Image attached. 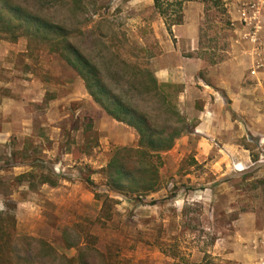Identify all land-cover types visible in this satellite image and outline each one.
Segmentation results:
<instances>
[{"label": "rangeland", "instance_id": "374dc122", "mask_svg": "<svg viewBox=\"0 0 264 264\" xmlns=\"http://www.w3.org/2000/svg\"><path fill=\"white\" fill-rule=\"evenodd\" d=\"M77 1L81 22L91 19L116 52L153 71L165 27L152 0ZM190 1L204 5L197 49L180 53L204 68L188 85L159 82L171 85L189 129L161 157L160 189L145 196L105 187L110 157L136 147L135 132L110 120L57 55L0 37V211L13 209L17 235L73 258L76 249L62 242L72 227L71 241L91 235L124 264H172L175 255L192 264H255L264 252V144L257 135L264 131V84L242 80L245 92L237 93L232 78L234 64H264V53L246 52H253V29L232 1ZM260 25L262 48L264 13ZM44 177L57 185H41ZM96 192L116 204L103 207Z\"/></svg>", "mask_w": 264, "mask_h": 264}, {"label": "trees", "instance_id": "16d2710c", "mask_svg": "<svg viewBox=\"0 0 264 264\" xmlns=\"http://www.w3.org/2000/svg\"><path fill=\"white\" fill-rule=\"evenodd\" d=\"M77 0H0V37L11 43L24 38L31 46L55 54L82 81L86 93L103 113L132 129L136 147H120L106 165V190L120 195L145 196L160 189L159 165L164 153L189 129L177 107L171 85L161 84L152 71L125 59L77 14ZM186 0H153V8L171 34L173 26L183 22ZM205 2V0H204ZM253 163L259 154L251 146ZM25 175L18 178L22 180ZM40 184L55 187L44 177ZM104 195V194H103ZM103 198L116 204L109 196ZM10 207L0 211V264H124L114 260L107 248L91 235L71 241L72 227L62 231L66 249L75 248L69 258L50 243L32 236H19ZM172 264H192L173 256Z\"/></svg>", "mask_w": 264, "mask_h": 264}, {"label": "crops", "instance_id": "0c3cea01", "mask_svg": "<svg viewBox=\"0 0 264 264\" xmlns=\"http://www.w3.org/2000/svg\"><path fill=\"white\" fill-rule=\"evenodd\" d=\"M230 1H232L231 5H234L233 6L235 8L234 10L236 11L237 9L238 18L240 20L239 10L241 9L242 3L255 1V0H230ZM203 7H204L203 3L199 1L185 2L183 6V22L180 25L173 26L171 29V34L168 33L163 22L165 30L163 29L161 31L160 29V34H161L160 37L162 38L161 43H163L162 52L159 53L158 56L154 57V59L151 62L152 70H153L152 73L154 74L158 82L183 83L185 85H188L194 82L195 78L198 76V73L204 68V64L202 61L198 59L184 58L180 53V47L182 46H185V49L187 51H194L197 49L198 26L200 20L202 19ZM260 33L261 32L256 33V36H259ZM246 52L249 54V56L255 55L254 52H252L251 50ZM256 65L257 62H254V59L251 62L247 61L243 63L242 66L243 68H241V70H238L234 64L233 71L234 70L236 71L233 72L232 78H234L237 84L236 86H238L237 88L238 91L236 90L237 93L239 91L242 93L245 92V89L241 87L242 80L255 82L256 88H258V85L261 86L262 84H264V64L261 63L262 65L261 67H257ZM252 71H254V74H251ZM187 87L188 86H186V88ZM219 87L221 89L226 90L227 94H230V89L227 88V86L220 84ZM6 103H8V101L3 102L4 110L6 109L5 108ZM1 109L2 108H0V113L3 112L1 111ZM109 119L112 120L111 118ZM114 122L117 123L116 121ZM2 131L3 130H0V132ZM257 135H259L260 137V142L264 144V131L258 132ZM126 143L127 142H123V141L121 142V144H126ZM262 255H264V252H262L260 256Z\"/></svg>", "mask_w": 264, "mask_h": 264}, {"label": "built area", "instance_id": "2783aa9c", "mask_svg": "<svg viewBox=\"0 0 264 264\" xmlns=\"http://www.w3.org/2000/svg\"><path fill=\"white\" fill-rule=\"evenodd\" d=\"M262 12H264V0L244 2L239 10L240 21L246 23L247 26H250L253 29V32L248 35H250V42L254 44L253 52L255 55L264 53V46L261 48L258 36H256V33L261 30V26L259 24ZM256 66H262L260 61H257ZM251 74H254V71H252ZM255 264H264V255L259 257Z\"/></svg>", "mask_w": 264, "mask_h": 264}]
</instances>
